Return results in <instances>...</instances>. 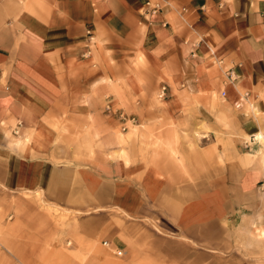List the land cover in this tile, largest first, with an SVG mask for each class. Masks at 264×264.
<instances>
[{
  "label": "crops",
  "instance_id": "crops-1",
  "mask_svg": "<svg viewBox=\"0 0 264 264\" xmlns=\"http://www.w3.org/2000/svg\"><path fill=\"white\" fill-rule=\"evenodd\" d=\"M134 62L179 84L172 106L191 102L201 121L233 132L218 138V165L201 189L172 183L129 148L150 133L167 174L188 172L170 134L156 136L162 128L126 130ZM84 120L94 123L83 140ZM260 131L264 0H0V226L7 209L14 223L24 203L36 207L37 195L63 208L82 197L66 208H119L128 221L156 223L180 264H246L234 252L245 229L264 236Z\"/></svg>",
  "mask_w": 264,
  "mask_h": 264
},
{
  "label": "rangeland",
  "instance_id": "rangeland-1",
  "mask_svg": "<svg viewBox=\"0 0 264 264\" xmlns=\"http://www.w3.org/2000/svg\"><path fill=\"white\" fill-rule=\"evenodd\" d=\"M129 73L139 76L140 82L125 83L130 95L129 103L132 105L125 114L126 130H129L133 123L162 128L156 136L164 139L162 136L164 133L166 137L170 134L175 156L184 154L188 172L176 168L172 174H167L163 169L167 157L155 150L154 138L150 133L147 139H143L144 141H139L141 139L133 141L130 147L129 145L127 147L138 153L140 159L147 165L167 176L172 183L181 186L193 182L195 190L201 189L203 178L208 175L213 176L214 169L218 165L214 158V154L218 151L216 144L218 138L225 136L228 140L233 136V132L229 130L225 134L219 133L212 124L201 121L195 113V104L191 102L184 104L181 101L179 107L172 106L169 101L171 90L178 94L175 88L179 90V84L161 78L155 80L153 69L148 62H134L133 70L131 69ZM163 85L168 86L165 98H161L159 94ZM67 117H62L60 124L66 123ZM217 119L224 123L226 128L231 127L228 116L219 115ZM89 122L90 120L82 122L80 126L84 130L75 132L77 137L85 139V125ZM92 122L94 123V120ZM169 123H171L170 127L167 126ZM117 124L120 128L124 127L119 122ZM199 128L203 136L197 138L195 131ZM212 131H215L213 136H211ZM198 147V150L204 151L206 155L192 151ZM82 204L86 203L81 197L67 206L80 207ZM34 205L36 207L24 203V210L16 213L14 223H11L14 213L9 209L3 213L2 220L5 225L0 226L4 230V232L0 230L2 236L0 250L2 254L7 253V257L1 259L0 264H180L181 262L180 259L170 257V243L157 239L159 236H167L171 239L162 228L149 220L128 221V217L119 208L99 210L87 207L85 210H72L66 208L67 206L63 208L49 203L40 195L35 197ZM245 230L248 237L243 243H238L234 249L235 253L245 259H237V261L243 260L246 264H264V236L258 238L254 236L253 229ZM105 240L111 244L105 245ZM124 244H128V247L132 246V249L124 248ZM117 248L123 250V255L116 254Z\"/></svg>",
  "mask_w": 264,
  "mask_h": 264
},
{
  "label": "built area",
  "instance_id": "built-area-1",
  "mask_svg": "<svg viewBox=\"0 0 264 264\" xmlns=\"http://www.w3.org/2000/svg\"><path fill=\"white\" fill-rule=\"evenodd\" d=\"M90 33V32H89ZM167 91H168V86L167 85H163L162 87H161V89H160V96L162 97V98H165L166 96H167ZM225 92H223V95L225 96ZM248 95V93H246L245 94V96H247ZM253 140H257L256 139V135H254L253 136ZM262 185H264V178H263V181H262ZM105 245H109V244H111L108 240H105V243H104ZM116 254L118 255V256H121V255H123V250L122 249H119V248H117L116 249Z\"/></svg>",
  "mask_w": 264,
  "mask_h": 264
},
{
  "label": "bare ground",
  "instance_id": "bare-ground-1",
  "mask_svg": "<svg viewBox=\"0 0 264 264\" xmlns=\"http://www.w3.org/2000/svg\"><path fill=\"white\" fill-rule=\"evenodd\" d=\"M159 94H160V91H159ZM161 97V96H160ZM162 98V97H161ZM256 139L257 140H261L263 143H264V133H263V131H260V132H258L257 133V136H256ZM256 142V141H255ZM253 143V142H252ZM264 186V185H263ZM110 245V244H109ZM108 245V246H109Z\"/></svg>",
  "mask_w": 264,
  "mask_h": 264
}]
</instances>
